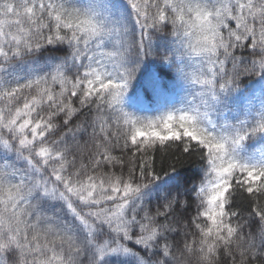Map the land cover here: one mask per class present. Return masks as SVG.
Listing matches in <instances>:
<instances>
[{"label":"snow or ice","instance_id":"1","mask_svg":"<svg viewBox=\"0 0 264 264\" xmlns=\"http://www.w3.org/2000/svg\"><path fill=\"white\" fill-rule=\"evenodd\" d=\"M0 264H264V0H0Z\"/></svg>","mask_w":264,"mask_h":264},{"label":"trees","instance_id":"2","mask_svg":"<svg viewBox=\"0 0 264 264\" xmlns=\"http://www.w3.org/2000/svg\"><path fill=\"white\" fill-rule=\"evenodd\" d=\"M148 70H159V64L158 62H149L148 64ZM149 115H151L152 113H147ZM161 154L157 153L156 154V166L157 168H159L161 166ZM198 165H199V161L198 158L193 156L191 160H186L184 163V172L183 175L186 178H191L192 176L196 175L198 173Z\"/></svg>","mask_w":264,"mask_h":264}]
</instances>
